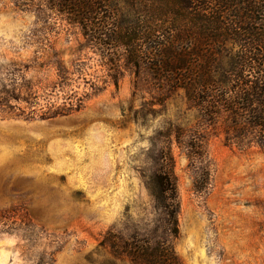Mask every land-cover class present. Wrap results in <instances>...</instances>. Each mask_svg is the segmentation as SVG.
<instances>
[{
	"label": "rangeland",
	"instance_id": "1",
	"mask_svg": "<svg viewBox=\"0 0 264 264\" xmlns=\"http://www.w3.org/2000/svg\"><path fill=\"white\" fill-rule=\"evenodd\" d=\"M35 3L0 0V264H113L100 243L153 218L159 171L175 176L183 264H264V148L123 59L116 86Z\"/></svg>",
	"mask_w": 264,
	"mask_h": 264
},
{
	"label": "trees",
	"instance_id": "2",
	"mask_svg": "<svg viewBox=\"0 0 264 264\" xmlns=\"http://www.w3.org/2000/svg\"><path fill=\"white\" fill-rule=\"evenodd\" d=\"M38 1V12L46 2L80 29L86 46L109 61L116 86L123 59L164 91H182L228 138L264 148V0ZM151 193L152 219L128 237L108 231L101 241L113 264H183L173 245L180 234L173 172H157Z\"/></svg>",
	"mask_w": 264,
	"mask_h": 264
}]
</instances>
